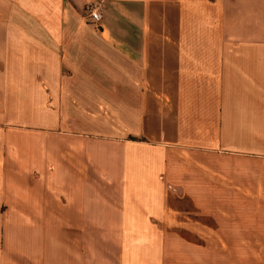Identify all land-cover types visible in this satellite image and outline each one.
<instances>
[{
	"label": "crops",
	"instance_id": "0c3cea01",
	"mask_svg": "<svg viewBox=\"0 0 264 264\" xmlns=\"http://www.w3.org/2000/svg\"><path fill=\"white\" fill-rule=\"evenodd\" d=\"M261 252L264 0H0V264Z\"/></svg>",
	"mask_w": 264,
	"mask_h": 264
},
{
	"label": "built area",
	"instance_id": "2783aa9c",
	"mask_svg": "<svg viewBox=\"0 0 264 264\" xmlns=\"http://www.w3.org/2000/svg\"><path fill=\"white\" fill-rule=\"evenodd\" d=\"M89 18L92 19V21H100L102 18L101 13L98 11L96 7L90 8L88 12Z\"/></svg>",
	"mask_w": 264,
	"mask_h": 264
},
{
	"label": "rangeland",
	"instance_id": "374dc122",
	"mask_svg": "<svg viewBox=\"0 0 264 264\" xmlns=\"http://www.w3.org/2000/svg\"><path fill=\"white\" fill-rule=\"evenodd\" d=\"M94 4H95V3H94ZM94 4H90L89 7H85L84 15H86L87 12H89L88 10H90V8H92V7L95 6ZM258 252H259V251H258ZM246 254L251 255V252H248V253H246ZM261 254L264 256V253H263V252H261Z\"/></svg>",
	"mask_w": 264,
	"mask_h": 264
}]
</instances>
